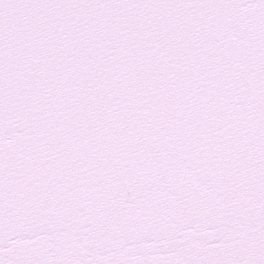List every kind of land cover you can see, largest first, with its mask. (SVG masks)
I'll return each instance as SVG.
<instances>
[{
  "label": "snow or ice",
  "instance_id": "snow-or-ice-1",
  "mask_svg": "<svg viewBox=\"0 0 264 264\" xmlns=\"http://www.w3.org/2000/svg\"><path fill=\"white\" fill-rule=\"evenodd\" d=\"M0 264H264V0H0Z\"/></svg>",
  "mask_w": 264,
  "mask_h": 264
}]
</instances>
